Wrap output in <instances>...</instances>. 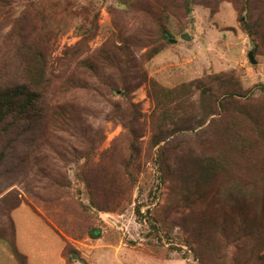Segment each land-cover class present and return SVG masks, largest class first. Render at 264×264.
<instances>
[{"label":"rangeland","instance_id":"1","mask_svg":"<svg viewBox=\"0 0 264 264\" xmlns=\"http://www.w3.org/2000/svg\"><path fill=\"white\" fill-rule=\"evenodd\" d=\"M260 2L0 0V63L8 65L0 90L23 77L7 35L22 26L46 36L48 75L55 74L37 99L45 117L31 120L38 114L30 109L0 168V226L13 216L28 264H71L66 250L72 264H199L195 253L207 247H219L212 253L219 262L262 264L249 237L237 238L250 225L233 229L222 217L236 210L229 197L244 199L242 218L264 219V192L236 188L232 171L205 179L201 164L205 149L224 151L216 138L205 142L228 116L246 139L226 143L227 157L250 154L264 172V143L256 142L264 139ZM159 22L177 41L156 52ZM224 92L235 103L221 118L210 111ZM241 143L251 150L242 153ZM0 264H19L1 239Z\"/></svg>","mask_w":264,"mask_h":264},{"label":"trees","instance_id":"2","mask_svg":"<svg viewBox=\"0 0 264 264\" xmlns=\"http://www.w3.org/2000/svg\"><path fill=\"white\" fill-rule=\"evenodd\" d=\"M257 3L260 4V0H257ZM249 7V5H246ZM187 7L189 9V3H187ZM238 8V7H237ZM251 12V7L248 8ZM241 11V8H240ZM35 20V18H34ZM242 25L244 29L251 35H254V29L250 25V21L246 20L243 21L241 19ZM29 28H19V31L16 34V38L12 34V30L8 32V38L13 41V46L11 47V65L16 67L21 75V81L15 84H8L5 85L3 89L0 90V168L4 164L7 158V146L12 143V140L15 141L16 139H12L11 132L15 129L19 128V124L22 120H25L27 114L29 113L30 109L33 108L37 112V116H33L31 120L34 121L35 118L40 117L44 118L45 114H42V110L44 107H37V99L41 98L43 92L47 89V87L51 86V77H54L55 74L52 73L48 75L47 70V38L44 34H39L38 37H33L29 33ZM158 38L156 43V52L163 49L165 41L172 40V34L165 28L163 23L158 24ZM107 55H111L116 60H120L118 56H116L115 51L113 54L107 52ZM6 59L0 63V71H3L6 68ZM8 66V65H7ZM220 80V79H219ZM50 83V84H49ZM7 86V87H6ZM205 95L204 91H201V95ZM231 92H224L223 95L220 96H213L214 103H212V109L210 112L211 114H217L219 117H223V115L227 112L229 113L232 108L231 104L235 103L234 98ZM222 113H219V112ZM55 112L59 116L66 115L65 108H57ZM220 118V119H221ZM225 120L218 121V124H222L223 127H220L219 131H213L214 136H209L208 143L212 141L213 138H216L218 141L223 143L222 152L219 148L218 150L214 149H205L207 154L201 156V164L204 163L206 167L202 166V170L204 173L205 179H212L215 181L218 179V176L221 173H228L232 171L236 176L239 178L236 179L235 187L245 186L252 189H258V192H264V177L258 178L255 176L256 173H264L260 169L259 164H254L250 160V154L248 155L247 161L246 159L234 158L230 159L227 157L229 153V148L226 143L232 144L233 142L239 143V139L244 140L245 137H241L242 135L236 134L231 125L237 123L233 119L228 116H225ZM229 119V121H228ZM216 123L215 119L211 122V124ZM260 126H254V128H259ZM263 128H264V121H263ZM243 134H246L245 129L243 130ZM204 140V137H202ZM223 139V141H222ZM235 140V141H234ZM256 142L264 143V139L260 138ZM207 147V145H206ZM242 153H247L251 150L252 147L245 148V145L241 143ZM262 168V167H261ZM249 172H254L251 176H249ZM213 192V190H211ZM215 195V193H214ZM243 195V194H242ZM211 196H213L211 194ZM214 198V197H213ZM233 200V202H232ZM227 203L230 206H233L236 210L228 209L224 210L226 216L222 217L223 219L229 218L231 220V224L233 229H237L235 225H250L251 231L248 233L244 231V234L241 232L238 234L237 238L244 240L243 238L249 237L248 244L252 242L255 250V256H257L262 264H264V255H261V248L264 246V219L262 220H250L247 218H242V213H244V208L246 203L244 199L242 202L239 199L235 198H227ZM15 205L13 208L11 207V211H14L16 208L20 207V202L14 203ZM225 222V220H224ZM152 226L154 223H151ZM255 229V230H254ZM252 230H254L252 232ZM225 232V231H224ZM0 239L3 240L9 247L11 252L14 255L16 261L19 264H28V257L19 251L17 246V235H16V226L13 216L11 214H7L6 224L4 226H0ZM236 242V247L239 249L238 242L241 240H234ZM255 243V244H254ZM259 246V247H258ZM212 247L202 248L200 251H196L195 253L196 259H198L199 264H228L226 261L222 260L219 262L217 259L214 258L212 253L218 251L217 247L211 249ZM68 250L64 251V257L68 263L72 264L73 258H70ZM75 254L74 257H78L79 253L77 251H73ZM250 257L254 255L253 252L249 251ZM235 264H244L242 262H236Z\"/></svg>","mask_w":264,"mask_h":264},{"label":"water","instance_id":"3","mask_svg":"<svg viewBox=\"0 0 264 264\" xmlns=\"http://www.w3.org/2000/svg\"><path fill=\"white\" fill-rule=\"evenodd\" d=\"M182 38L183 39H186V40H190L191 39V36L189 34H186L185 33V34L182 35ZM171 41L176 42L177 40L172 39ZM249 58H250V61L252 63H256L257 62L256 56H255V51L254 50H251L249 52Z\"/></svg>","mask_w":264,"mask_h":264},{"label":"crops","instance_id":"4","mask_svg":"<svg viewBox=\"0 0 264 264\" xmlns=\"http://www.w3.org/2000/svg\"><path fill=\"white\" fill-rule=\"evenodd\" d=\"M17 209V208H16ZM34 211V210H33ZM14 221H15V219H14ZM16 224V223H15ZM66 262V261H65ZM67 264V263H66Z\"/></svg>","mask_w":264,"mask_h":264}]
</instances>
